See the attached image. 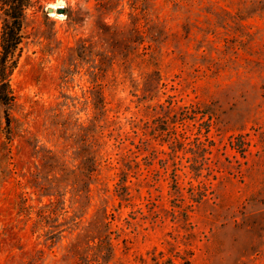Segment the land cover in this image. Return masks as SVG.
<instances>
[{"label":"rangeland","instance_id":"obj_1","mask_svg":"<svg viewBox=\"0 0 264 264\" xmlns=\"http://www.w3.org/2000/svg\"><path fill=\"white\" fill-rule=\"evenodd\" d=\"M9 81L0 264H264V0H34Z\"/></svg>","mask_w":264,"mask_h":264},{"label":"trees","instance_id":"obj_2","mask_svg":"<svg viewBox=\"0 0 264 264\" xmlns=\"http://www.w3.org/2000/svg\"><path fill=\"white\" fill-rule=\"evenodd\" d=\"M33 3L34 0H1L4 17L0 42V100L4 104L12 100L9 77L17 63L25 13Z\"/></svg>","mask_w":264,"mask_h":264},{"label":"water","instance_id":"obj_3","mask_svg":"<svg viewBox=\"0 0 264 264\" xmlns=\"http://www.w3.org/2000/svg\"><path fill=\"white\" fill-rule=\"evenodd\" d=\"M48 11L49 12L51 11V8L50 7L48 8ZM58 12H64V7H59L58 8Z\"/></svg>","mask_w":264,"mask_h":264}]
</instances>
